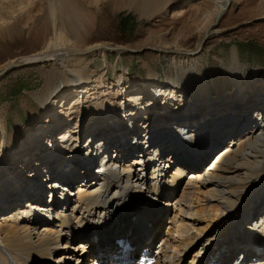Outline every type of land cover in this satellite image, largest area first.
<instances>
[{
    "label": "bare ground",
    "instance_id": "6f19581e",
    "mask_svg": "<svg viewBox=\"0 0 264 264\" xmlns=\"http://www.w3.org/2000/svg\"><path fill=\"white\" fill-rule=\"evenodd\" d=\"M227 1L229 2L216 0L215 10L203 31V37L219 33L218 30L212 29L219 23L217 21L220 16L227 11ZM129 6L136 10L139 18L150 16L159 8L158 0H137ZM81 19L82 16L78 17L77 14L76 21ZM63 36V32L55 35L54 40L49 41L42 52L14 61L29 63L47 59L49 62L58 63L75 87V94L78 98L81 97L78 102L83 108L82 95L89 94L91 90H84L80 64L86 56L97 51L105 56L106 52L117 51L120 54L124 49L107 48L97 44L86 49H77ZM158 49L160 53L173 58L177 71V79L166 77L167 87L165 90L163 88V92L159 91L162 93L160 96L168 92L167 96L171 94L172 99H178L172 108L164 105L163 115L166 121H163L167 122L164 123L166 128L163 130L159 124L156 126L154 123L162 118L160 115L159 118H153L149 125L147 121L142 124L145 120L143 118L134 124L133 119L136 117L131 118L129 115L125 117V120L132 119L129 124L124 123L125 121L120 123L117 116L112 117L110 114L108 117L112 104L97 101L103 112L101 115L105 117L101 128L86 133L82 138L76 135L60 142L56 141L51 151L41 156L35 168L24 162L22 170L17 175L13 174L17 178L8 173L0 180V191H6L3 198H7L6 201L16 200L15 202L24 198L25 201L20 200L15 206L7 204V211L6 208H0V264L113 262L116 260L111 257L114 251L107 249L112 241L93 237L89 231L95 229L94 223L100 215L111 217L116 209L127 205L130 208L118 217L119 230L114 235L125 238L129 243L128 249L121 253L126 261H137V254L146 248L151 251L152 264H206L214 257L215 264H227L238 248L237 255L243 253L246 258L243 264H264V238L261 241L257 239L260 234H264V224H257L256 227L255 222L246 225L251 216H255L264 208V121L259 118L262 113L260 108L264 104V81L256 87L243 82L242 72L237 66L236 52L232 50L230 77L233 89L225 93L224 98H221L219 93L214 97L203 82V76L196 79L189 74V70L196 72L199 62L204 58L201 44L192 52L179 46L171 50ZM104 61L106 62V57ZM149 72L151 78L156 79L157 73L152 69ZM198 80H201V84ZM154 87L153 84V90L150 92L153 97L158 92L157 86ZM175 87L180 89L175 90ZM84 109L83 113L86 112ZM143 111L142 113L147 112L146 109ZM252 112L258 116L254 121ZM200 115L203 118L197 121ZM114 118L117 121L113 120ZM175 123L184 127L178 126L180 128L177 130V127H173ZM146 124L147 127L144 126ZM208 125L212 126L207 127ZM123 126L127 127V131H123ZM107 128L117 133L112 132L111 136H107ZM0 129H3L2 125ZM168 130L171 131L170 134ZM139 131H145L141 140ZM96 133H102L106 137L98 139L96 143L94 140L99 137ZM221 143L225 145L202 168V160ZM164 152L168 154L160 155ZM138 154H142L141 158ZM180 156L179 161L185 166L187 164L183 175V170L174 162V159ZM69 158L71 160H67ZM68 161L78 172L80 170L82 176L74 173L76 170L60 174L52 168L53 165H63ZM96 162L100 166L93 170ZM40 163L42 166L38 167ZM45 169L53 171L42 173ZM38 180L48 192L49 189L58 187L49 201L43 200L44 191ZM78 180L80 182L77 184ZM163 180L169 182L168 187L178 181L168 196H164L167 189L162 185ZM58 190L61 191L60 196L56 195ZM132 192L143 196L142 202L141 197L133 199ZM160 199H163L162 202L157 203ZM160 205L174 207V212H177L179 217L176 215L166 220L165 213L160 212ZM200 207L203 208V215L200 214ZM50 211L53 213L51 217ZM185 216L187 218H184ZM131 217L136 219L135 223L131 222ZM241 218L246 226L239 230ZM201 219L208 223L224 220V231L219 235L221 244L216 248L212 244H216L218 240L205 244L204 247L208 248L204 253L206 256L201 252L193 254L185 261L183 257L187 256L185 253H188L193 243L186 240L192 239V234L201 237L202 232L197 227ZM163 221L168 223V227L165 239L160 245L154 234H157L156 230ZM81 223H84V226ZM254 227L251 236L248 235L245 229ZM79 228L80 233L77 232ZM148 229L149 234L146 235ZM93 238H96L95 241H92ZM74 242L77 243L74 245ZM236 242L238 245L235 248L233 243ZM136 251L138 253L134 255ZM256 259L258 261H254Z\"/></svg>",
    "mask_w": 264,
    "mask_h": 264
},
{
    "label": "rangeland",
    "instance_id": "374dc122",
    "mask_svg": "<svg viewBox=\"0 0 264 264\" xmlns=\"http://www.w3.org/2000/svg\"><path fill=\"white\" fill-rule=\"evenodd\" d=\"M130 1L0 0V68L18 58L42 52L49 41L54 40V36L62 32L63 37H66L77 49H86L96 44L107 48L124 49L120 54L117 51L106 52L105 56L97 51L86 56L80 64L79 71L85 83L84 90H91L90 95H82L81 102L85 113L82 112L83 108L78 102L81 97L78 98L75 87L66 77L67 74L62 72L58 63L47 61V63L14 67L0 75V126L3 127L0 129V147H2L0 180L8 173L17 175L22 170L24 162L35 168L41 156L50 152L56 141L60 142L64 138L76 135L82 138L86 133H92L96 128L102 127L105 117L101 115L103 112L97 101L112 104L108 117L110 114L112 117L115 115L120 123L125 121L124 123L129 124L132 119L125 120L129 115L131 118L136 117L133 119L134 124L143 118L145 120L142 124L147 121L149 125L153 118H159L160 115L161 120L154 123L156 126L159 124L164 130L166 128L164 123H167L163 115L164 105L172 108L178 99H172L171 94L167 96L168 92L160 96L159 94L162 93L159 91L163 92L167 87L166 77L177 79V71L172 57L151 51L149 47L171 50L179 46L185 51L192 52L201 44L204 58L199 62L196 72L189 70V74L196 79L203 76L204 81H202L206 83L214 97L220 94L221 98H224L225 93L233 89L230 77L233 64L232 50L236 52L237 66L242 72L243 82L252 87L263 83L264 0H230L227 11L220 16L217 21L219 23L212 29V31L218 30L219 33L208 35L204 42L203 31L215 10L216 0H158L159 8L150 16L140 18L136 10L129 6L137 0H132L131 3ZM77 14L78 17L82 16L79 22L76 21ZM126 15L129 16L127 27L121 29L118 22ZM129 49H138L139 52L132 53ZM151 69L157 73L156 79L151 78L149 72ZM198 82L200 83L201 80ZM150 84L152 86L154 84L158 89L154 97L150 93L153 90ZM175 88V90L180 89ZM145 109L147 112L142 113ZM260 109L262 113L259 118L264 121V104ZM251 117L254 121L258 116L252 112ZM202 118L203 116L200 115L197 121ZM189 123L190 121L187 122ZM147 124L144 126L147 127ZM184 125L186 127V124ZM178 126L182 125L179 123L173 125L177 130L180 128ZM209 126L212 125L207 127ZM126 128L123 126V131ZM107 129L104 132L107 136H111L113 131ZM141 132H138L140 140L145 134V131ZM167 132L171 133L169 130ZM96 134L99 136L94 140L96 143L98 139L106 137L102 133V135ZM175 135H177L176 131ZM224 145L225 143H221L202 160L204 161L202 168ZM141 156L142 154H138V157ZM40 166L41 163L38 167ZM97 166L99 167L100 164L94 165L93 170H96ZM52 168L60 174H67L68 170L73 172L77 169L69 161L63 165H53ZM51 171L53 170L45 169L42 173ZM79 182L78 180L77 184ZM38 183L42 184L45 197L48 189L43 187L40 180ZM57 192L56 195H59L61 191ZM5 194L6 191H0V208L2 207L3 210L7 208V204L14 206L21 202L20 200L25 201L24 198L19 202L6 201L7 198H3ZM43 200L46 201V197ZM160 206V212L165 213L166 220L176 217L177 212H174V207ZM201 209L203 208H199L200 214H202ZM200 221L197 227L202 232L201 237L192 234L193 238L186 240L193 243L188 253H185L187 256L183 257L185 261L193 254L202 252L204 255L205 250L208 249L204 247L205 244L214 243V240H218L216 244H212L214 248L221 244L219 235L224 231L222 227L224 220H214L211 223L202 219ZM167 227L168 223L161 222L156 230L157 234H154L160 245L165 239ZM147 234L149 229L146 231ZM89 259L88 257V263Z\"/></svg>",
    "mask_w": 264,
    "mask_h": 264
},
{
    "label": "water",
    "instance_id": "95a60500",
    "mask_svg": "<svg viewBox=\"0 0 264 264\" xmlns=\"http://www.w3.org/2000/svg\"><path fill=\"white\" fill-rule=\"evenodd\" d=\"M230 1V0H229ZM227 5H229V2L227 1V3H226V7H227ZM206 37L207 36H205V37H203L204 39L202 40V41H205L206 40ZM203 43V42H202ZM148 49H150L151 51L153 50V51H155V52H157V53H160L159 52V49H158V47H149ZM129 51L130 52H132V53H137V52H139V50L138 49H136V50H133V49H129ZM48 60L47 59H45V60H37V61H35V62H29V63H27V62H21V61H14L13 63H10V64H6V65H4L3 67H1L0 68V75H2L3 73H5L6 71H8V70H10V69H13L14 67H24V66H27V65H29V64H34V63H36V64H41V63H45V62H47Z\"/></svg>",
    "mask_w": 264,
    "mask_h": 264
},
{
    "label": "trees",
    "instance_id": "16d2710c",
    "mask_svg": "<svg viewBox=\"0 0 264 264\" xmlns=\"http://www.w3.org/2000/svg\"><path fill=\"white\" fill-rule=\"evenodd\" d=\"M128 18H129V16L126 15L119 20V22H118L119 28H121V29L125 28L126 29V27H127L126 24H127Z\"/></svg>",
    "mask_w": 264,
    "mask_h": 264
}]
</instances>
